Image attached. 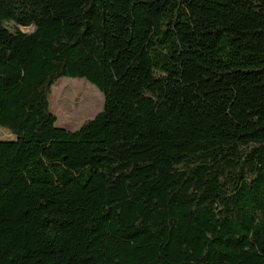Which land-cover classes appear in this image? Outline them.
I'll return each mask as SVG.
<instances>
[{"label": "trees", "instance_id": "trees-1", "mask_svg": "<svg viewBox=\"0 0 264 264\" xmlns=\"http://www.w3.org/2000/svg\"><path fill=\"white\" fill-rule=\"evenodd\" d=\"M0 128V264H264V0H0Z\"/></svg>", "mask_w": 264, "mask_h": 264}, {"label": "rangeland", "instance_id": "rangeland-1", "mask_svg": "<svg viewBox=\"0 0 264 264\" xmlns=\"http://www.w3.org/2000/svg\"><path fill=\"white\" fill-rule=\"evenodd\" d=\"M6 27L13 30L12 24ZM103 102L100 92L82 79H59L52 87L50 96V107L57 120L56 126L71 131L95 117L102 110ZM14 139L15 136L9 131L0 128V140Z\"/></svg>", "mask_w": 264, "mask_h": 264}, {"label": "water", "instance_id": "water-1", "mask_svg": "<svg viewBox=\"0 0 264 264\" xmlns=\"http://www.w3.org/2000/svg\"><path fill=\"white\" fill-rule=\"evenodd\" d=\"M33 30V26H31L30 31Z\"/></svg>", "mask_w": 264, "mask_h": 264}]
</instances>
